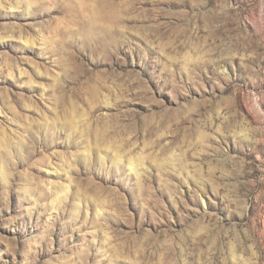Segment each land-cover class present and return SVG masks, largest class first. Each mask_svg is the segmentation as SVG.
I'll use <instances>...</instances> for the list:
<instances>
[{"label":"rangeland","instance_id":"1","mask_svg":"<svg viewBox=\"0 0 264 264\" xmlns=\"http://www.w3.org/2000/svg\"><path fill=\"white\" fill-rule=\"evenodd\" d=\"M0 264H264V0H0Z\"/></svg>","mask_w":264,"mask_h":264}]
</instances>
